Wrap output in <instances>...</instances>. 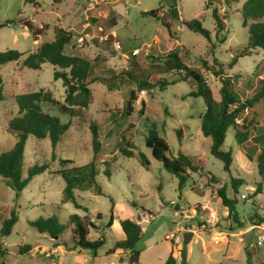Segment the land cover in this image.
<instances>
[{"label": "rangeland", "instance_id": "rangeland-1", "mask_svg": "<svg viewBox=\"0 0 264 264\" xmlns=\"http://www.w3.org/2000/svg\"><path fill=\"white\" fill-rule=\"evenodd\" d=\"M243 2L234 3L227 13V32L221 35L226 40L219 42L212 8L205 7L207 0H38L37 5L24 0H0V21L17 19L16 23L0 28V51H34L43 42L55 38V26L59 25L73 35L65 47L66 53L88 55L101 65L94 70L96 77L110 78L113 73L129 69L140 78L171 79V73H163L153 65L157 63L156 58L178 50L187 63L201 69L214 98H221V78L203 67L205 60L213 65L214 58L224 63L225 74L238 79L236 86L245 98L256 85V74H264V53L261 48H254L239 57L233 67L227 64L235 49L242 50L248 40V28L239 10ZM173 3L180 12L178 20L169 18ZM152 9H157L169 22L172 34L160 20L142 13ZM194 18L200 19L210 30L211 39L216 40L215 47L204 35L183 23ZM28 19L35 26H49L37 40L21 24ZM25 56L0 67L4 95L0 100V152L11 149L16 142L15 135L8 129L9 120L18 114L16 94L49 92L59 103L42 102V107L60 117L62 122H68L69 129L56 146L49 139L29 137L24 156L26 165L47 164L48 168L36 175L20 195L0 177V226L2 215L8 216L12 210L18 214L11 234L0 239V264H131L133 252L130 249L117 248L112 252L115 243L125 237L118 225L124 218L142 221L143 234L134 247L139 255L138 264H164L171 250L178 264H183L182 250L187 254L186 264H264V229L257 225L254 217L255 214L264 216V180L256 161L250 160L238 145L234 129L228 130L224 142V148L233 151L230 170L211 154V139L201 130L206 102L203 96L190 95L195 90L192 80L178 81L163 89L137 91L134 111L129 116H124L123 109L130 91L136 89L135 83L126 79L119 82L117 89H110L94 81L90 85V105L79 115L71 116L61 110L66 91L63 80L54 78L56 67L45 62L40 69L28 68L21 62ZM142 102L145 103L143 114L139 112ZM92 124L98 126L102 153L111 156V176L104 172L102 165L97 179L103 193L76 192L79 202L88 207L84 210L70 201H62L65 182L57 171L62 167L61 159L74 160L68 166L92 160ZM152 128L166 137L169 157L182 151L199 156L203 161L202 169L191 171V177L181 188L179 178L154 158L146 146ZM129 142L136 144V154L130 157L118 150V144ZM141 154L145 155L147 165ZM232 178L245 181L237 192L232 187ZM257 182L263 183V190L254 195L249 186L256 189ZM221 188L238 200L239 222L234 221L222 204L218 195ZM243 193H249V197L243 199ZM111 198L114 199V221L109 224ZM176 204H179L178 209ZM185 209L188 215L184 214ZM73 214L82 216L86 223L95 224L96 227H90L89 237L105 238V245L96 253L75 246L71 238L72 225L60 236L53 237L30 224L31 220L51 216L67 224ZM182 226L192 229L185 232H193L187 243L183 232L179 242L166 238ZM259 236H263L260 244ZM27 244L31 249L21 254L20 246Z\"/></svg>", "mask_w": 264, "mask_h": 264}, {"label": "trees", "instance_id": "trees-1", "mask_svg": "<svg viewBox=\"0 0 264 264\" xmlns=\"http://www.w3.org/2000/svg\"><path fill=\"white\" fill-rule=\"evenodd\" d=\"M26 3L33 5L38 4V0H24ZM241 0H225L220 3L216 0H207L206 9L212 8V17L214 19L216 38L219 42L226 40L223 33L227 32V13L234 3ZM220 3V4H217ZM224 4V5H223ZM222 5V6H221ZM244 26L248 28V40L242 50L235 49L230 61L227 62L229 67H233L239 57L245 56L251 49L261 48L264 53V0H244L239 8ZM145 15H152L161 21L167 28L169 34H172L171 26L167 20L158 14L157 9L142 12ZM170 19H180V12L176 3L171 4L169 9ZM17 19H7L0 21V28L16 23ZM183 23L191 30L204 35L212 44L216 46V40L211 39V32L203 26L198 18ZM33 35L34 40L48 29V24L44 26H35L31 19L22 22ZM55 38L43 42L36 50L23 52L17 49H7L0 51V67L10 62H18L21 60L22 65L40 69L42 64L49 62L56 67L54 70V78L63 80L66 95L64 103L61 104V110L65 114L71 116L79 115L80 111L87 108L91 103L92 89L91 83L99 81L108 86L110 89H117L119 82L130 79L136 85V89L130 91L126 100L123 114L129 116L134 111L133 102L138 98L137 91L150 90L154 88H166L178 81L192 80L195 84V90L190 95L199 97L203 96L206 102V109L202 114L201 130L204 136L211 139L210 152L223 162L224 168L230 170L233 163L232 149L224 148V142L229 129H234L235 139L241 149L244 150L246 156L250 160H255L258 165L259 173L264 180V74H256V85L252 86L250 95L242 98L240 95V87L236 86L238 79L235 76H229L224 73V63L214 58L213 65L208 61H203V67L211 71L215 76L221 78L220 95L217 100L214 98L212 90L207 82L204 73L199 67L192 66L187 63L178 50H170L166 55L156 58V66L163 73H171L172 78L152 76L151 78H140L133 70H125L113 73L112 77L94 76V70L101 67L99 63L85 54H68L65 47L72 41V32L62 26H55ZM262 63L264 64V56ZM127 76L126 77H124ZM18 107V114L9 120V130L15 135L16 142L9 150L0 152V177L5 183L11 187L16 195H20L22 191L29 185L30 181L38 174L44 172L47 164L26 165L24 161L25 148L30 136L37 139H49L53 146H56L63 140L69 129L68 122H62L60 117L46 111L42 102H56L49 92L43 90L29 91L14 95ZM4 98L2 86L0 85V100ZM145 103L142 102L140 113L143 114ZM127 142V141H126ZM118 144V150L126 156H134L136 154V144ZM92 144L93 158L82 165H70L74 163L72 159H61L62 167L57 171L65 182L63 189L62 201H70L76 208L88 210L79 202L76 197L77 191L94 190L96 193H103L102 185L98 181L101 172L100 166H105L104 172L111 176V156L102 153V142L98 133V126L92 124ZM146 146L152 151V155L161 161L164 167L179 178L180 188L191 177V171L197 172L202 169L203 161L199 156L190 155L180 151L176 156H168L170 145L165 136L152 128L149 136L146 138ZM144 164H148L145 155L141 154ZM242 178H232V187L235 192L244 184ZM263 183L257 182L254 195L261 193ZM218 195L222 200V204L227 207L228 212L232 215L234 221L239 222L237 211L238 200L235 196L230 197L224 188L218 190ZM111 216L109 224L114 221V199L111 198ZM257 225L264 223V216L255 214ZM253 218V217H252ZM18 221V214L12 210L8 216H1L0 239H4L12 232L13 226ZM30 224L36 227L40 232H47L53 237H58L70 225L71 238L76 247L80 249H90L97 252L106 243L104 237L91 238L90 227H96L92 221L86 223L85 219L73 214L70 216L67 224L60 223L56 217H39L31 220ZM121 228L125 237L118 240L114 245L117 248L130 249L133 253H137L134 249L136 243L141 239L143 234V226L134 219L124 218L120 220ZM31 249L29 244L20 246L21 254L28 253ZM182 263H187V254L181 251ZM164 264H178L171 250Z\"/></svg>", "mask_w": 264, "mask_h": 264}, {"label": "built area", "instance_id": "built-area-1", "mask_svg": "<svg viewBox=\"0 0 264 264\" xmlns=\"http://www.w3.org/2000/svg\"><path fill=\"white\" fill-rule=\"evenodd\" d=\"M134 53H136V51H134ZM249 190L255 191L256 189L253 186H249ZM241 197L243 199H247L249 197V193H243ZM184 214L188 215V209L184 210ZM138 221H139V223H141V220H138ZM260 226L262 229H264V223H261ZM187 230H192V229H186L185 226H182L181 228H179L175 232H172L171 234H167L166 238H169V239L174 238V240H176V242H179L180 237H183V235L185 234V231H187ZM181 232H183V235ZM262 242H263V236H259L258 237V243L260 244Z\"/></svg>", "mask_w": 264, "mask_h": 264}, {"label": "water", "instance_id": "water-1", "mask_svg": "<svg viewBox=\"0 0 264 264\" xmlns=\"http://www.w3.org/2000/svg\"><path fill=\"white\" fill-rule=\"evenodd\" d=\"M175 208L178 209L179 208V204H176ZM192 235H193L192 231L185 232L184 240H185L186 243L188 242V240L191 238ZM130 263L131 264H138L139 263V255L137 253H133V255L130 258Z\"/></svg>", "mask_w": 264, "mask_h": 264}, {"label": "crops", "instance_id": "crops-1", "mask_svg": "<svg viewBox=\"0 0 264 264\" xmlns=\"http://www.w3.org/2000/svg\"><path fill=\"white\" fill-rule=\"evenodd\" d=\"M134 220H135V219H134ZM136 221H138V220H136ZM141 223H142V221H141ZM118 225L121 226L120 223H118ZM258 226L261 227L260 225H258Z\"/></svg>", "mask_w": 264, "mask_h": 264}]
</instances>
